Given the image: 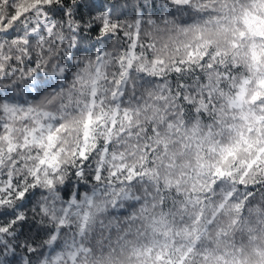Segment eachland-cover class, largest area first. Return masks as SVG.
<instances>
[{"label": "snow or ice", "instance_id": "snow-or-ice-1", "mask_svg": "<svg viewBox=\"0 0 264 264\" xmlns=\"http://www.w3.org/2000/svg\"><path fill=\"white\" fill-rule=\"evenodd\" d=\"M165 8L0 0V264H264V0Z\"/></svg>", "mask_w": 264, "mask_h": 264}, {"label": "trees", "instance_id": "trees-1", "mask_svg": "<svg viewBox=\"0 0 264 264\" xmlns=\"http://www.w3.org/2000/svg\"><path fill=\"white\" fill-rule=\"evenodd\" d=\"M79 9L76 12V19L80 23L82 31L78 33L79 36L86 37L82 49H89L90 51H80L79 55L87 56L95 51L94 45L98 44L97 37L99 36L100 24L95 19L102 11H112L113 22L119 23L121 29L118 30L120 40L126 44L127 38L124 36L125 31H133L129 25H134L137 16L142 17L141 39L145 42L149 39L148 32L155 33L151 25L147 23L149 18L156 20L158 24L161 23L162 18L166 15L167 9L165 4L167 0H78ZM59 21V17H56ZM91 22V28H86L85 24ZM65 30L67 31V24L65 23ZM112 41H116V37H112ZM112 41H109L107 46L109 50L112 47ZM73 183L75 178L73 177ZM80 191H84L83 185H77ZM259 199V194L257 195Z\"/></svg>", "mask_w": 264, "mask_h": 264}]
</instances>
